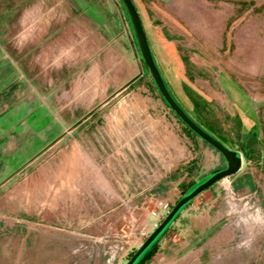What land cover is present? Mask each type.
Masks as SVG:
<instances>
[{"label":"rangeland","instance_id":"rangeland-1","mask_svg":"<svg viewBox=\"0 0 264 264\" xmlns=\"http://www.w3.org/2000/svg\"><path fill=\"white\" fill-rule=\"evenodd\" d=\"M159 65L242 167L143 264H264V0H135ZM123 0H0V264H125L227 165L168 105Z\"/></svg>","mask_w":264,"mask_h":264},{"label":"water","instance_id":"water-1","mask_svg":"<svg viewBox=\"0 0 264 264\" xmlns=\"http://www.w3.org/2000/svg\"><path fill=\"white\" fill-rule=\"evenodd\" d=\"M134 24L139 45L142 50L143 57L150 68V71L155 79V82L160 89L162 95L170 104L171 108L180 116V118L197 134L207 140L210 144L220 150L227 159V165L219 170L210 173L209 175L198 180L195 186L183 194L176 202L173 208L168 212L164 219L157 227L149 234V236L141 243L134 254L128 259L125 264H134L139 255L150 245V243L160 234V232L171 225L175 220V215L182 211L184 205L197 194L208 188L217 180L237 172L243 164V157L239 150L229 146L224 141L217 138L213 133L207 130L204 125L199 122L191 112L178 100L174 91L168 84L167 78L164 75L156 53L153 50L149 40L148 33L144 26L141 13L137 7L135 0H123Z\"/></svg>","mask_w":264,"mask_h":264},{"label":"trees","instance_id":"trees-1","mask_svg":"<svg viewBox=\"0 0 264 264\" xmlns=\"http://www.w3.org/2000/svg\"><path fill=\"white\" fill-rule=\"evenodd\" d=\"M131 18V17H130ZM143 20V19H142ZM143 23H144V20H143ZM144 25H145V23H144ZM168 81V80H167ZM168 84H169V86L171 87V89L174 91V93H175V95H176V97L178 98V100L187 108V110L189 111V112H191L190 111V109L184 104V102H183V99L181 98V97H179L178 95H177V92L173 89V87L170 85V83H169V81H168ZM157 86V85H156ZM157 88H158V86H157ZM161 92V91H160ZM162 94V93H161ZM163 96V95H162ZM164 97V96H163ZM168 105H170L169 103H168ZM192 113V112H191ZM193 114V113H192ZM193 116L199 121V122H201L203 125H204V123H203V121H201V119H199V117H196L194 114H193ZM178 117H179V115H178ZM186 127L188 128V130L189 131H191V132H193L194 134H197L194 130H192L187 124H186ZM204 127L207 129V130H209L211 133H213L217 138H219L220 140H222L221 139V137H219V135L214 131L215 129H214V127L215 126H213L212 125V122H210V126H206V125H204ZM205 141H207V140H205ZM223 141V140H222ZM208 142V141H207ZM225 142V141H224ZM209 143V142H208ZM220 168H217V169H215L213 172H215V171H217V170H219ZM197 183V181L196 182H192V183H189L188 185H187V187H186V190H185V192H187V191H189V190H191L192 188H193V186H195V184ZM184 192V193H185ZM192 200V199H191ZM191 200H189L185 205H184V207H186L190 202H191ZM180 212L181 211H179L176 215H175V219L180 215ZM164 219V218H163ZM162 219V220H163ZM160 224V223H159ZM169 226L170 225H168L167 227H165L161 232H160V234L150 243V245H148V247H146V249L139 255V257L136 259V261L134 262V264H143L155 251H156V248H157V246H158V244H159V242H160V239H161V237L167 232V230L169 229ZM137 250V249H136ZM135 250V251H136ZM134 251V252H135ZM134 252L132 253V255L134 254ZM131 255V256H132ZM130 256V257H131Z\"/></svg>","mask_w":264,"mask_h":264}]
</instances>
